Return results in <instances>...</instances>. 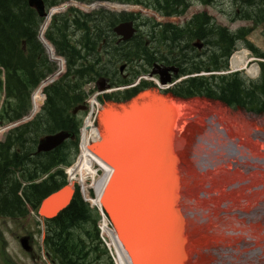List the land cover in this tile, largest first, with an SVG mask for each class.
I'll list each match as a JSON object with an SVG mask.
<instances>
[{
  "label": "trees",
  "instance_id": "obj_1",
  "mask_svg": "<svg viewBox=\"0 0 264 264\" xmlns=\"http://www.w3.org/2000/svg\"><path fill=\"white\" fill-rule=\"evenodd\" d=\"M64 0H45V10L59 5ZM93 3L109 0H76ZM119 3L138 5L140 0H117ZM214 0H199L203 5H213ZM236 12L233 21L241 20L251 26L230 33L215 24L206 13L195 15L188 24L189 40L204 41L209 48L207 63L202 58L192 60L191 74L202 71H220L227 66V59L238 43H243L255 55L264 57L252 47L246 38L264 27V0H233ZM150 7L167 16L180 15L188 7L186 0H152ZM73 14L71 17H52L44 35L56 55L66 62V73L44 90L45 102L41 112L30 123L8 132L0 143V220L21 224L28 216L26 204L35 209L45 196L63 185L61 171L49 176L39 184L24 188L16 178L34 181L48 174L59 164L71 162L77 141L47 154H36L38 140L59 131L76 137L80 120L69 114L74 106L82 103L83 87L102 75L96 63L97 47L103 40L105 27L98 16ZM117 18V17H116ZM125 19L126 17H122ZM97 22L99 23H96ZM117 19L114 18V21ZM95 21V23H94ZM120 19L118 20V22ZM42 19L30 9L27 0H0V92L4 93V104L0 110V124L10 123L25 116L30 109V94L54 67L37 40ZM205 32L203 33V28ZM79 39L72 38L78 32ZM190 32V33H189ZM179 33L173 35V43ZM177 53L179 44H170ZM169 47V48H170ZM178 59V58H177ZM98 62L100 61L99 59ZM257 82H249L240 74L224 77H192L184 81L176 95L189 98L206 96L220 101L228 107H241L254 113H264V64ZM97 214L75 196L68 208L47 222L46 253L52 264H97L105 252L100 249L97 231ZM3 238L0 244L3 250ZM7 264V262H6Z\"/></svg>",
  "mask_w": 264,
  "mask_h": 264
},
{
  "label": "water",
  "instance_id": "obj_2",
  "mask_svg": "<svg viewBox=\"0 0 264 264\" xmlns=\"http://www.w3.org/2000/svg\"><path fill=\"white\" fill-rule=\"evenodd\" d=\"M27 2L43 17V0ZM122 30L131 36L132 24L114 31ZM208 103L202 97L184 99L147 89L125 101H106L98 113L99 140L89 151L112 170L101 203L131 264H190L188 253L196 252L192 246L200 235L192 229L188 208L193 194L176 173V140ZM67 137L42 139L38 152L56 148ZM72 191L67 186L48 196L39 215L57 216L70 203Z\"/></svg>",
  "mask_w": 264,
  "mask_h": 264
},
{
  "label": "rangeland",
  "instance_id": "obj_3",
  "mask_svg": "<svg viewBox=\"0 0 264 264\" xmlns=\"http://www.w3.org/2000/svg\"><path fill=\"white\" fill-rule=\"evenodd\" d=\"M84 6L78 7L84 14L107 9L116 14L124 11L141 15L144 22L155 21L151 15L155 12L143 6ZM232 10L229 0H216L213 7L193 4L185 16L168 21L184 23L192 15L205 11L216 24L232 32L249 25L231 22ZM65 12L57 10L54 13ZM47 25L48 18L40 27V35L45 32ZM143 32L146 33L145 30ZM251 42L264 51V31L255 33ZM236 52H245L246 61L252 60L247 64L246 71L257 65L256 58L249 51L238 48ZM55 67H58L57 64ZM243 73L246 75L245 71ZM246 76L251 80L257 78L249 74ZM33 98L37 100L36 96ZM3 99L4 95L0 92V107ZM202 110L203 116L193 120L186 135L176 140L180 154H184L186 184L193 194V200L188 205L191 208L192 229L200 235L199 248L194 252L190 264H264V115L255 116L217 104ZM30 227V233L34 234V254L31 255L20 248L15 239L17 230L11 224L6 229L0 222V232H3L6 252L12 264H48L39 258L37 247L40 234L36 233L32 221ZM222 231H226L227 237ZM2 259L0 255V264H5Z\"/></svg>",
  "mask_w": 264,
  "mask_h": 264
},
{
  "label": "bare ground",
  "instance_id": "obj_4",
  "mask_svg": "<svg viewBox=\"0 0 264 264\" xmlns=\"http://www.w3.org/2000/svg\"><path fill=\"white\" fill-rule=\"evenodd\" d=\"M245 56H246L245 52L238 54V55H234L231 60L232 68L239 69V68L244 67ZM249 73H251L252 75H255L257 73V68L253 67L251 70H249ZM202 115H203V112H202ZM84 131L88 132L87 133L88 137H91V135H93V130H90L89 123H85ZM183 158H184V154L178 153L177 158L175 160V163H176L175 167H176V173L181 177V180L187 183V178H186L187 172H185L184 170L185 160ZM82 159L85 161L84 162L85 164L83 163V165L80 164L74 167L71 170L70 174H72V176L74 177L76 175H79V181L81 185L83 186V190L87 191L88 189H95V192L97 193V197H98L101 194L105 184H107L110 178L109 176L110 174L101 165H99L98 161H96L92 156L88 154H83ZM99 172H101L102 174L98 177ZM85 182H87V185H84ZM189 212H191V208L189 209ZM103 229H104V233L108 235L109 247L114 254L115 264H131L120 242L116 239V237L113 234H111V232L106 227H104ZM222 233L223 235L226 236V231H222ZM199 244L200 242L198 243V246L193 244L192 251H195L193 250V248L196 246L197 247L195 249L197 251V249L199 248ZM188 254H189L190 259H192V257L195 255V253L194 252L192 253L191 251ZM174 255H175V252H172V256Z\"/></svg>",
  "mask_w": 264,
  "mask_h": 264
},
{
  "label": "flooded vegetation",
  "instance_id": "obj_5",
  "mask_svg": "<svg viewBox=\"0 0 264 264\" xmlns=\"http://www.w3.org/2000/svg\"><path fill=\"white\" fill-rule=\"evenodd\" d=\"M112 15H114V14H112V13H108V14H105V18H107L108 20L105 22V24H107V25H111V26H113V27H110V28H108L107 29V33H108V35H109V32H111L112 33V35L114 34L113 33V30H114V27L115 26H117L118 24H120V23H122V22H128V21H126L125 19H120V21L121 22H112L110 19H113V18H115V17H112ZM110 17H112V18H110ZM115 19H118V18H115ZM118 19V20H119ZM117 20V21H118ZM135 24L137 25V26H139V28L141 29V26L143 25V26H147V23H145V22H141V21H139V19H138V17H136L135 18ZM140 29H139V32H140ZM110 33V34H111ZM137 33H138V30H137ZM110 36V35H109ZM136 36H137V38L138 37H140V35H135L134 37H133V39L132 40H130V41H128V42H131V41H133L135 38H136ZM113 37L116 39V42H115V45L118 47V48H120L121 50H124L125 48H126V46H127V44H125V42H123L120 38H118L117 36V38L115 37V35H113ZM121 40V41H120ZM123 43V44H122ZM150 43V40H147L146 41V44H145V46L144 47H147V49L148 48H152V45H150L149 44ZM130 48H132V49H134V50H138V45L137 44H133V45H131L130 46ZM152 54L151 53H149L147 56H148V61H153V60H156L155 62H153L152 63V66H154L155 64H158V65H161L162 67H166V68H174V69H177L178 70V72L177 73H180V68L177 66V62L176 61H169V60H165L164 58H165V55L163 56V55H161V53L160 52H158L157 50H152ZM164 52V54H166L167 52L166 51H163ZM193 53H195V52H193ZM192 52H191V47H189L188 48V50L187 49H185V48H182L181 49V51L179 52V55H178V57L180 56V60H183V62L185 63V65H187V64H189V62H190V57H191V55L193 54ZM137 54H139V57L142 59V60H144L145 61V64H148V61L146 60V58H145V54L142 52V50L141 51H137ZM136 54V55H137ZM168 54V53H167ZM195 55V54H194ZM110 56V53H108V57ZM138 56V55H137ZM170 56H173V55H170ZM119 58L121 57V59L123 58V55H122V53H119V56H118ZM109 59H110V57H109ZM113 59H115V58H112V60H111V62H113ZM120 62V61H119ZM119 62H115V63H113V64H115V65H118L119 64ZM127 62V61H126ZM122 63L119 67H120V69H119V71H118V75L119 74H121V79H119V78H117V75L115 74V73H113V72H109V73H106V80H107V82L109 83V84H115V83H118V82H121V81H123V80H127L128 78H130V76L132 75V73H131V71L127 68L128 67V63ZM151 66V67H152Z\"/></svg>",
  "mask_w": 264,
  "mask_h": 264
}]
</instances>
